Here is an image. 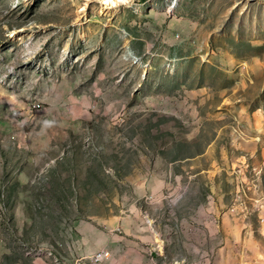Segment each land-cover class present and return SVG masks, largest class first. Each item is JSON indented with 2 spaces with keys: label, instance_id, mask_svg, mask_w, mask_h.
I'll use <instances>...</instances> for the list:
<instances>
[{
  "label": "rangeland",
  "instance_id": "obj_1",
  "mask_svg": "<svg viewBox=\"0 0 264 264\" xmlns=\"http://www.w3.org/2000/svg\"><path fill=\"white\" fill-rule=\"evenodd\" d=\"M171 1L0 0V264L79 220L121 248L139 225L162 264H264V0Z\"/></svg>",
  "mask_w": 264,
  "mask_h": 264
},
{
  "label": "crops",
  "instance_id": "obj_2",
  "mask_svg": "<svg viewBox=\"0 0 264 264\" xmlns=\"http://www.w3.org/2000/svg\"><path fill=\"white\" fill-rule=\"evenodd\" d=\"M7 95L9 94L5 92V89L0 85V107L5 104ZM153 174L155 175L156 173ZM153 181L157 182L155 184L157 187H163L164 184L169 186L170 184L164 181L163 178L161 179L157 176V178L152 177L149 183L150 187L153 186ZM185 186H187V183L182 182V177L180 176L175 189L182 190ZM207 207H209L207 212L210 214L212 207H210V205ZM133 222L141 223L142 219L138 217V219ZM107 223L109 225H118L119 220L117 218H110L107 220ZM77 225L80 236L77 241H72V243L75 242L73 246H71L69 241L65 243V245L63 242V248L59 249L62 256L59 257L53 253H41L34 257L28 264H87L86 256L101 248H106L111 251V257L105 264H162L161 260L155 259L156 253L154 254L152 250L147 247L145 248L144 243L150 239L151 236L144 231H140L141 228L139 225L136 226L135 224L128 232L131 235V245L126 243L122 248L118 246V242L114 241V239L117 240V238L112 232L111 234L113 236L111 238L109 236H104L95 224L91 225V223L79 220ZM125 225L129 227L130 222H126Z\"/></svg>",
  "mask_w": 264,
  "mask_h": 264
},
{
  "label": "built area",
  "instance_id": "obj_3",
  "mask_svg": "<svg viewBox=\"0 0 264 264\" xmlns=\"http://www.w3.org/2000/svg\"><path fill=\"white\" fill-rule=\"evenodd\" d=\"M171 1V0H170ZM172 5L169 7V10L172 11L174 7L176 6L177 0H172ZM1 83L7 82V77H1L0 78ZM111 257V251L106 248H101L93 253V255L90 257L92 264H105L106 261Z\"/></svg>",
  "mask_w": 264,
  "mask_h": 264
},
{
  "label": "bare ground",
  "instance_id": "obj_4",
  "mask_svg": "<svg viewBox=\"0 0 264 264\" xmlns=\"http://www.w3.org/2000/svg\"><path fill=\"white\" fill-rule=\"evenodd\" d=\"M128 2H130V0H102V3L106 6L104 10H107L110 7L113 8L121 4H126ZM12 35L14 36L15 33H13Z\"/></svg>",
  "mask_w": 264,
  "mask_h": 264
}]
</instances>
